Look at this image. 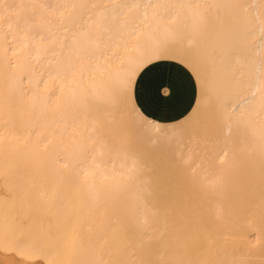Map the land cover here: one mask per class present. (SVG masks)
Listing matches in <instances>:
<instances>
[{
    "label": "bare ground",
    "instance_id": "obj_1",
    "mask_svg": "<svg viewBox=\"0 0 264 264\" xmlns=\"http://www.w3.org/2000/svg\"><path fill=\"white\" fill-rule=\"evenodd\" d=\"M193 13L229 60L159 122L135 81L193 69ZM0 235V264H264V0H0Z\"/></svg>",
    "mask_w": 264,
    "mask_h": 264
},
{
    "label": "crops",
    "instance_id": "obj_2",
    "mask_svg": "<svg viewBox=\"0 0 264 264\" xmlns=\"http://www.w3.org/2000/svg\"><path fill=\"white\" fill-rule=\"evenodd\" d=\"M191 62L190 56L187 54ZM193 66V65H192ZM165 82V89L157 93V86ZM167 82L177 88V95L169 99ZM199 95L195 68L178 60H159L149 64L138 75L134 85V101L147 117L163 123L179 121L193 109Z\"/></svg>",
    "mask_w": 264,
    "mask_h": 264
},
{
    "label": "rangeland",
    "instance_id": "obj_3",
    "mask_svg": "<svg viewBox=\"0 0 264 264\" xmlns=\"http://www.w3.org/2000/svg\"><path fill=\"white\" fill-rule=\"evenodd\" d=\"M190 20L192 23L188 33L197 37L196 41L185 49V52L191 58L196 75L200 77L204 86L210 90L223 72L229 60V53L218 40L211 27L205 25L200 16L193 13ZM180 43L181 38L178 40V44Z\"/></svg>",
    "mask_w": 264,
    "mask_h": 264
},
{
    "label": "snow or ice",
    "instance_id": "obj_4",
    "mask_svg": "<svg viewBox=\"0 0 264 264\" xmlns=\"http://www.w3.org/2000/svg\"><path fill=\"white\" fill-rule=\"evenodd\" d=\"M165 89V82L162 80L159 85L157 86V93L161 94L163 92V90ZM167 89L171 90V94L168 97L169 99H171L172 97L177 95V88L176 86L172 83V82H167Z\"/></svg>",
    "mask_w": 264,
    "mask_h": 264
}]
</instances>
